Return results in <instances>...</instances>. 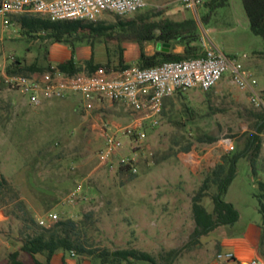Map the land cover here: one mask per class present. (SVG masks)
Returning a JSON list of instances; mask_svg holds the SVG:
<instances>
[{"label": "rangeland", "instance_id": "obj_1", "mask_svg": "<svg viewBox=\"0 0 264 264\" xmlns=\"http://www.w3.org/2000/svg\"><path fill=\"white\" fill-rule=\"evenodd\" d=\"M145 1L146 8L120 18L151 17L158 14L150 12L155 4L170 2L179 12L177 17L169 16V19L180 21L195 17L203 38L227 56L237 58L255 74L259 82L257 90L264 89V41L251 31L241 0H231L226 7L215 10L203 24L201 19L208 13L207 0H202L196 12L186 8L181 0ZM118 19L111 13H105L103 17L107 23H116ZM7 32L0 18V39L7 37ZM18 36L16 31L12 35L14 39L0 41V64L5 60L9 65L10 57L23 58L26 64L36 60L35 52L31 57L23 54L29 47L33 51L36 44L26 39L16 41ZM133 43L124 41L121 47L127 51L129 65L136 66L133 61L136 50L131 49ZM117 45L116 40L107 44L97 40L92 47L97 57L100 53L105 55V47H109L112 64L116 67L118 55L114 51ZM80 60L82 64L85 62L81 57ZM167 102L160 124L146 130L143 141L129 145V140L123 138L125 146L121 157L134 159L137 167V173L131 177L119 173L116 164L121 157L113 159L116 165L113 168L103 166L98 158L104 146L101 135L104 123L111 126L130 123L131 111L125 105L105 103L93 111H86L80 96L76 95L32 106L27 98L9 88L0 71V180L4 178L7 184L0 188V264H8L9 254L19 250L23 238L31 232L22 220V205L45 229L55 223L48 219L50 215H57L58 220L76 221L85 214L91 215L82 235L88 246L96 249L132 248L135 244L158 256L167 251L166 247L181 248L189 241L194 227L192 197L211 170L204 167V161L199 163L198 160L209 151L222 157L234 149L241 150L246 132L253 130V121L248 115L253 107L247 91L233 83L229 73L219 82L218 88L209 92H183ZM187 107L196 114L194 124L188 127L175 125V121H186ZM113 131V127L108 128V132ZM197 134L217 136L219 140L214 144L196 143L189 153H175L184 143L193 141ZM229 143L231 149L227 150ZM258 182L251 175L247 161L241 160L237 176L225 196V200L243 215L242 223L233 230L235 234L243 232L252 220L263 216L255 197L259 192ZM76 190H79L78 198L73 203L68 202V196ZM204 203L211 208L209 198ZM146 212L167 214L170 218L167 220L170 233L164 236L162 248L160 232L154 235L153 231L144 229L143 214ZM178 215L184 224L180 232L174 229ZM41 220L45 221V226L40 224ZM139 229L142 234L136 236ZM20 258L30 261L25 253H21ZM38 259L44 261L45 257L39 255ZM63 263L92 264V261L60 251L53 264Z\"/></svg>", "mask_w": 264, "mask_h": 264}, {"label": "trees", "instance_id": "obj_2", "mask_svg": "<svg viewBox=\"0 0 264 264\" xmlns=\"http://www.w3.org/2000/svg\"><path fill=\"white\" fill-rule=\"evenodd\" d=\"M230 1L207 0L205 7L208 13L202 17L201 23H207L211 13L226 7ZM241 1L251 31L264 41V0ZM118 17L116 23H107L99 20L96 22L53 21L35 14H23L17 15L14 22L19 28V34L29 42L41 40L69 46L72 50V58L56 67L70 75L80 72L93 73L101 68L106 70L131 68L132 66L125 62V50L121 47V43L124 41L134 42L139 47L140 55L136 66L140 68H151L166 62L198 58L205 54L202 47L201 27L195 17L180 21L165 18L161 13L151 16L154 19L142 16L138 19L122 20L120 16ZM97 40L104 44L110 40H116L118 45L114 54L118 55V66L115 67L112 64L109 47H106L109 60L104 64L96 63L94 59L85 61L83 64L76 61L75 55L78 45L89 44L93 46ZM158 43L169 45L170 52L156 51L153 55H147L145 52L146 45ZM178 47H182L183 52H176ZM51 67L52 64L48 63L46 57L36 59L31 64H26L23 58H15L5 68V74L7 76L42 74L49 71ZM177 94L182 95V92ZM186 110V121H175V125L188 127L194 124L195 112L190 107H187ZM248 115L253 121V130L246 132L243 148L237 151L234 149L224 154L219 163L207 173L200 188L192 197L191 211L195 228L188 243L183 248L164 251L158 256L135 248L116 250L92 248L88 246L82 235L87 228L91 215L85 214L78 221L61 219L45 229L39 226L36 219L22 205V220L26 229L31 230V232L23 238L21 248L9 254L8 264H53L54 257L60 251L64 253L73 252L83 258L87 257L92 261V264H174L185 248L198 244L201 238L208 236L217 228L233 226L240 220V211L232 203L227 202L225 196L237 176L238 164L241 160L247 161L251 175L259 181V192L255 194V197L259 202V210L264 213V179H261L264 174V158H262L264 112L253 108ZM192 140L180 146L175 153H189L196 143L214 144L218 142L219 138L209 134H197ZM119 173L134 176L130 166L120 167ZM5 185H7L6 180L2 178L0 188ZM207 198L211 201V208L204 203ZM21 253L28 255L30 261L21 260ZM39 255L44 256L45 260H39Z\"/></svg>", "mask_w": 264, "mask_h": 264}, {"label": "built area", "instance_id": "obj_3", "mask_svg": "<svg viewBox=\"0 0 264 264\" xmlns=\"http://www.w3.org/2000/svg\"><path fill=\"white\" fill-rule=\"evenodd\" d=\"M182 4L196 12L202 0H181ZM147 7L145 0H4L0 4V18L8 28L12 16L35 14L53 21L80 20L96 22L105 13L120 17L135 15ZM205 54L198 58L166 62L151 68L132 66L125 70L97 69L93 73L80 72L70 75L52 66L49 71L32 75H5L9 88L27 98L32 106H40L52 100H65L79 95L86 111H93L105 103L123 104L131 111V121L126 126H111L104 123L101 135L104 146L98 153L103 166L113 168L130 166L137 173L134 159L121 157L124 149L123 138L138 144L146 138V130L160 124L165 101L179 92L213 90L223 77L229 73L233 83L246 90L249 103L257 111L264 112V90L255 75L247 70L237 59L227 56L206 38L202 37ZM244 58H247L244 55ZM11 61L14 57H10ZM113 127V132L108 128ZM227 150L231 149L229 143ZM121 157L114 165L115 157ZM79 190L68 196L73 203ZM52 222L58 221L57 215H50ZM40 224L45 226V221ZM74 256L75 253L72 252ZM219 261L244 264L236 261L232 253H220ZM250 264H257L256 262Z\"/></svg>", "mask_w": 264, "mask_h": 264}, {"label": "crops", "instance_id": "obj_4", "mask_svg": "<svg viewBox=\"0 0 264 264\" xmlns=\"http://www.w3.org/2000/svg\"><path fill=\"white\" fill-rule=\"evenodd\" d=\"M3 1L4 0H0V4ZM150 12L151 13L162 12L163 13L162 16L165 18H168L169 16L175 18L177 17L176 14L179 11H176L175 8L171 7V3L166 1V3H163L161 5L155 4V8H153ZM104 15L100 17L99 21H104L103 20ZM15 17L16 16H12L10 18L11 24L9 27H13L16 30L15 29L10 30L8 27L7 37H2L0 39L1 43L9 42L10 39H14L12 35L16 31L19 32V28L16 26V23L14 22ZM20 39H24V38L19 34L18 39L15 40L19 41ZM32 43L36 44V48L33 49L32 51L31 48L29 47L28 49L23 51V54L25 53V55L31 57L35 52L36 54L34 55L35 56L34 60L41 58L43 59L46 57L48 63L52 64V66H57L72 58V50L67 45L51 43L48 41H41V40H36L34 42L32 41ZM131 49L133 52L136 50L135 60H133L134 63H136L140 55L139 47L133 43ZM160 49H161L160 43L147 44L145 47V52L147 55H153L155 54L156 51H161ZM105 50H106L105 55H103V53H100L99 55L100 57H97V53L95 49L89 44H84L81 47L78 46L76 48L75 59L80 63H82L80 57L84 59V61L94 59L96 63H99L97 61L98 59L101 61L105 60L104 63H106L109 60V55L106 47ZM1 51H2V44L0 45V52ZM125 52L127 54V51ZM125 52H124L125 62L126 64H129V62H127V55L125 54ZM176 52H183V48L178 47L176 49ZM7 64L8 63H6L5 60L0 64V68H1L0 71L1 74L4 76L6 75L5 68L8 66ZM215 88H218V85ZM169 99H166L165 107L166 104H168L167 101ZM220 157L221 156L213 155L212 152L209 151L203 157H201V160L198 161L199 163L204 161L205 163L204 167L207 166L208 168L210 167L211 169H213L219 163ZM262 215H263L262 217L252 220L249 223V225L245 227L243 232L235 234L233 230L236 228V226L241 224L243 220V215H241L240 213V220L236 224H234L233 226L219 227L216 230H214L212 233H210L208 236L201 238L198 244L189 248H185L181 256L174 264H234L233 262L219 261L217 259V255L220 253L223 254L232 253L235 256L236 261L244 264H250L253 262H256L257 264H264V213H262ZM143 219L145 221L144 229H146V231L147 230L153 231L154 235H157V232H160V236H162L160 247L162 248L164 244L162 243L164 236H168V234L170 233V229L168 228V224H167V220L170 218L168 217L167 214L160 213L154 215L150 212H146L143 214ZM177 220L178 223L176 224L174 229H176L175 230L176 232H180L183 230V225H184L180 222L181 215H178ZM194 228H195V224L191 233L193 232ZM140 234H142L141 230L140 232L138 231V233L136 232V236ZM187 243L188 241L181 248H183ZM132 248L140 249L142 251H147L143 248H139L138 246H135V244H133ZM177 248L179 247H172L171 249L166 247V250L168 251Z\"/></svg>", "mask_w": 264, "mask_h": 264}, {"label": "water", "instance_id": "obj_5", "mask_svg": "<svg viewBox=\"0 0 264 264\" xmlns=\"http://www.w3.org/2000/svg\"><path fill=\"white\" fill-rule=\"evenodd\" d=\"M162 52H170V46L169 45H166V44H161V49H160Z\"/></svg>", "mask_w": 264, "mask_h": 264}]
</instances>
